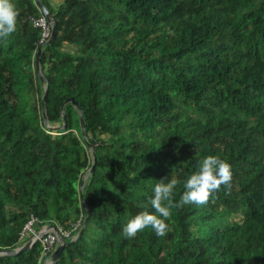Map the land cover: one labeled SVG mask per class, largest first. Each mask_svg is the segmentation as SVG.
Returning a JSON list of instances; mask_svg holds the SVG:
<instances>
[{
    "label": "trees",
    "instance_id": "16d2710c",
    "mask_svg": "<svg viewBox=\"0 0 264 264\" xmlns=\"http://www.w3.org/2000/svg\"><path fill=\"white\" fill-rule=\"evenodd\" d=\"M17 30L0 39V248L24 244L37 217L82 233L56 264H264V0H43L56 37L35 53L45 15L15 0ZM66 43L74 50L66 49ZM82 107L93 164L78 108ZM54 132V133H53ZM208 154L232 180L204 204L172 206L164 236L122 227L171 173ZM40 241L0 264H43Z\"/></svg>",
    "mask_w": 264,
    "mask_h": 264
},
{
    "label": "clouds",
    "instance_id": "9594fccd",
    "mask_svg": "<svg viewBox=\"0 0 264 264\" xmlns=\"http://www.w3.org/2000/svg\"><path fill=\"white\" fill-rule=\"evenodd\" d=\"M18 17L19 9L15 0H0V39H7L16 32ZM231 180V163L217 154H208L198 162L197 168L183 179L184 190L179 201L174 199V193L176 186L181 183V178L171 173L170 177L161 178L155 184L154 195L150 197L152 210L145 206L123 225L122 232L125 237H134L139 231L151 226L157 235L164 236L171 230L168 220L172 215L173 204L176 206L189 203L204 204L222 184L227 186ZM45 224L49 227L51 223H41L37 228L38 234L39 231H43L42 226ZM51 253L48 258L43 259V264L51 259Z\"/></svg>",
    "mask_w": 264,
    "mask_h": 264
},
{
    "label": "water",
    "instance_id": "95a60500",
    "mask_svg": "<svg viewBox=\"0 0 264 264\" xmlns=\"http://www.w3.org/2000/svg\"><path fill=\"white\" fill-rule=\"evenodd\" d=\"M38 3L42 9V11L44 12V14L47 16V18L49 19V21L52 23V35H51V38L47 41H45L44 43H42L38 50H37V53H36V57H35V65H36V71L37 73L39 74L40 78H41V81L44 85V88H45V92H44V95H43V98H42V102H43V113H44V119H45V122L49 124V120H48V115H47V108H46V97H47V77L45 76V74L43 73V70H42V67H41V56H42V51H43V47L49 43H51L54 38L56 37V25H55V21L52 17V14L50 12V10L48 9V7L43 3V0H38ZM69 102H72L79 110V113H80V121H81V128H82V133H83V137L85 138V140L88 142V146L90 148V151L92 153V156H93V164L91 166V168L85 173V175L83 176L82 178V182H81V190L83 192L84 190V186L86 184V180H87V177L94 173L95 170H96V165H97V153H96V150L94 148V145L88 140V134H87V130H86V123H85V119H84V115L82 113V107L80 105V103L74 98V97H68L66 99V101L64 102V104L62 105V113H63V120H64V123L62 125H56L54 126V130H56V133L58 130H62V129H67L68 127V123H67V116H66V113H65V105ZM51 126V125H50ZM82 201L84 203V205L86 206V209L88 211L85 219H84V222H83V225L80 229V231L78 232L77 235H75V237L68 241L63 235L62 233L60 232L58 226L56 223H51L49 224V227H52L54 228V230L56 231L58 237H59V243L58 245L56 246V248L54 249V251L51 253L50 255V264H56L61 256V252L65 249V247L67 245H69L71 242H73L81 233L82 231L84 230L88 220H89V217H90V214H91V209L84 197V195H82ZM43 234V231H39V235ZM38 238L36 240H32V239H29L28 241H26L24 244L18 246V247H15V248H5V249H1L0 248V255H15V254H19L20 252L22 251H25V250H28L33 244H35L36 242H38ZM46 264V262L44 263Z\"/></svg>",
    "mask_w": 264,
    "mask_h": 264
},
{
    "label": "built area",
    "instance_id": "2783aa9c",
    "mask_svg": "<svg viewBox=\"0 0 264 264\" xmlns=\"http://www.w3.org/2000/svg\"><path fill=\"white\" fill-rule=\"evenodd\" d=\"M34 22L37 26L42 27V43L49 40L52 35V23L49 21L47 16L43 15L35 19ZM39 222L40 220L37 217L32 216L28 223H26L23 231L20 233V239L23 240L29 233L31 234L33 241L38 238L43 246L42 255L40 258V260L43 261V259L45 257L48 258L49 254L54 250L55 246L59 242V237L52 227H48V224L42 226L43 234L39 235L35 229V225ZM58 227L65 238L71 237V230L65 229L59 225Z\"/></svg>",
    "mask_w": 264,
    "mask_h": 264
},
{
    "label": "rangeland",
    "instance_id": "374dc122",
    "mask_svg": "<svg viewBox=\"0 0 264 264\" xmlns=\"http://www.w3.org/2000/svg\"><path fill=\"white\" fill-rule=\"evenodd\" d=\"M67 47H66V49H70V50H74V46H69L70 44H68V43H66L65 44ZM54 133V132H53ZM55 133H56V131H55ZM28 223V222H27ZM40 227V224L39 223H37L36 224V226H35V229L38 231V229L37 228H39ZM30 236H31V234L29 233L25 238H24V240L22 241V242H26V241H28L29 239H30ZM18 247V246H17Z\"/></svg>",
    "mask_w": 264,
    "mask_h": 264
},
{
    "label": "bare ground",
    "instance_id": "6f19581e",
    "mask_svg": "<svg viewBox=\"0 0 264 264\" xmlns=\"http://www.w3.org/2000/svg\"><path fill=\"white\" fill-rule=\"evenodd\" d=\"M46 264H50V260H48Z\"/></svg>",
    "mask_w": 264,
    "mask_h": 264
}]
</instances>
